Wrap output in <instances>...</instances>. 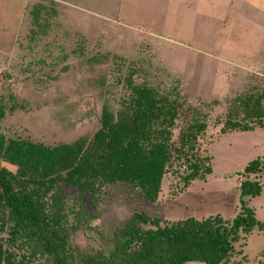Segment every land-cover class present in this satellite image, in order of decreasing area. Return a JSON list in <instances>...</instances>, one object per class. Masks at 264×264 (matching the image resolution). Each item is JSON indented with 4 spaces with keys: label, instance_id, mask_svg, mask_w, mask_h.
I'll use <instances>...</instances> for the list:
<instances>
[{
    "label": "rangeland",
    "instance_id": "1",
    "mask_svg": "<svg viewBox=\"0 0 264 264\" xmlns=\"http://www.w3.org/2000/svg\"><path fill=\"white\" fill-rule=\"evenodd\" d=\"M130 85L180 93L185 104L172 131L175 145L193 115L206 117L198 147L210 157L212 174L182 191L185 165L172 159L153 204L122 184L95 195L59 184L68 243L81 252L109 251L114 227L136 211L166 221L237 214L240 173L264 157V128L221 134L218 122L228 100L264 94V0H0V135L6 140L45 146L90 140L102 110L120 111ZM250 179L261 183V192L244 202L264 223V178ZM78 209L89 228H73ZM0 239L15 264L28 258L27 246L9 245L7 228ZM234 247L229 264H264V231L254 228ZM23 264L46 262L35 255Z\"/></svg>",
    "mask_w": 264,
    "mask_h": 264
},
{
    "label": "trees",
    "instance_id": "2",
    "mask_svg": "<svg viewBox=\"0 0 264 264\" xmlns=\"http://www.w3.org/2000/svg\"><path fill=\"white\" fill-rule=\"evenodd\" d=\"M38 14L35 8L34 20ZM263 102V93L228 100L225 119L218 122L220 133L264 128ZM184 104L177 90L160 94L146 85H130L129 99L120 111L113 115L102 110L100 127L90 140L81 137L70 144L45 146L0 135V162L16 169L13 174L0 167V232L7 228L9 245L19 242L30 249L20 264L35 255L46 264H229L236 253L234 244L254 228L264 231V223L255 220L244 202L261 192V183L250 177L264 178L263 157L240 173L244 177L239 185L240 207L232 220L216 215L166 221L136 211L114 227L109 251L81 252L69 245L59 184L90 195L122 184L153 204L172 159L185 165L182 191L212 174L210 157L198 147L207 129L205 116L193 115L180 130L177 144L172 141ZM74 217V229L89 228L84 209ZM15 260L0 239V264H15Z\"/></svg>",
    "mask_w": 264,
    "mask_h": 264
}]
</instances>
